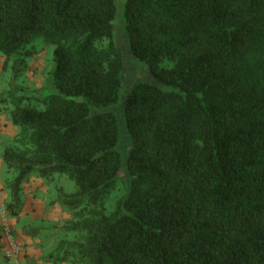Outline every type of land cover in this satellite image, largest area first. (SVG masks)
Instances as JSON below:
<instances>
[{
    "label": "trees",
    "instance_id": "trees-1",
    "mask_svg": "<svg viewBox=\"0 0 264 264\" xmlns=\"http://www.w3.org/2000/svg\"><path fill=\"white\" fill-rule=\"evenodd\" d=\"M116 10L0 0L14 73L54 45L55 91L9 113L7 213L20 216L34 171L65 175L75 190L58 188L70 218L53 263L264 264V0H126L127 44L148 73L131 80Z\"/></svg>",
    "mask_w": 264,
    "mask_h": 264
},
{
    "label": "rangeland",
    "instance_id": "rangeland-1",
    "mask_svg": "<svg viewBox=\"0 0 264 264\" xmlns=\"http://www.w3.org/2000/svg\"><path fill=\"white\" fill-rule=\"evenodd\" d=\"M125 2L126 0H116L114 25L116 39L127 59L128 80L136 77L148 78L145 67L135 61L127 44ZM53 48L52 44L38 46L33 55L26 57V67L18 73H14V58L7 61L6 56L0 53V95L3 96V100L0 101V240L3 242L2 222L5 218V222L16 230V236L24 245V259H21L24 264H56L51 258V260L47 258L55 251L59 239L65 237L60 232V227L70 218V213L56 200L58 188L62 187L67 192L75 190L74 181L65 175L55 174L52 179H44L34 171L30 181L24 185V204L20 216L18 218L10 216L6 211L5 216L2 217V209L6 210V202L9 199V192L4 187L5 179L11 178L14 173L8 172L1 153L11 137L19 130V127L12 123L9 113L19 97L28 95L43 97L55 91L54 83L50 80ZM115 108L119 109V106ZM127 143V135L123 132L120 144L123 155L126 154ZM55 262L76 264L71 261L62 263L56 260ZM0 264H13L4 256L1 248Z\"/></svg>",
    "mask_w": 264,
    "mask_h": 264
},
{
    "label": "built area",
    "instance_id": "built-area-1",
    "mask_svg": "<svg viewBox=\"0 0 264 264\" xmlns=\"http://www.w3.org/2000/svg\"><path fill=\"white\" fill-rule=\"evenodd\" d=\"M6 210L2 209V217L5 216ZM2 222V231H3V241L5 243V255L13 264H23L21 262V255L23 253V244L22 242L15 237L12 232V228L9 223Z\"/></svg>",
    "mask_w": 264,
    "mask_h": 264
},
{
    "label": "crops",
    "instance_id": "crops-1",
    "mask_svg": "<svg viewBox=\"0 0 264 264\" xmlns=\"http://www.w3.org/2000/svg\"><path fill=\"white\" fill-rule=\"evenodd\" d=\"M29 252V251H28ZM31 252V251H30Z\"/></svg>",
    "mask_w": 264,
    "mask_h": 264
}]
</instances>
